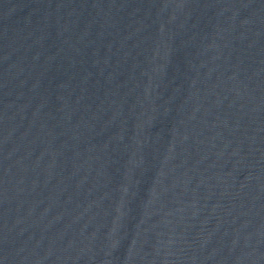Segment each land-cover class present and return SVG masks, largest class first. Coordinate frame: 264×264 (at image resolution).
<instances>
[{
    "label": "water",
    "instance_id": "1",
    "mask_svg": "<svg viewBox=\"0 0 264 264\" xmlns=\"http://www.w3.org/2000/svg\"><path fill=\"white\" fill-rule=\"evenodd\" d=\"M0 264H264V0H0Z\"/></svg>",
    "mask_w": 264,
    "mask_h": 264
}]
</instances>
